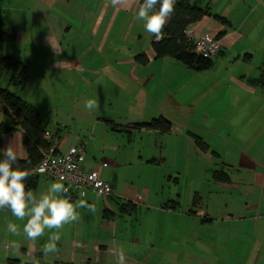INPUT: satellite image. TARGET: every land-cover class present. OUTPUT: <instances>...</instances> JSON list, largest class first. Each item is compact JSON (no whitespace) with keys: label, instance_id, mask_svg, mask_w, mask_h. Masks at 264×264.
Segmentation results:
<instances>
[{"label":"crops","instance_id":"1","mask_svg":"<svg viewBox=\"0 0 264 264\" xmlns=\"http://www.w3.org/2000/svg\"><path fill=\"white\" fill-rule=\"evenodd\" d=\"M196 3L209 7L210 15L189 25L186 33L196 40L204 35L217 37L223 32L217 37L220 49L213 65L202 71L190 69L170 55L156 57L152 35L145 30L144 21L136 18L140 0H119L116 5L112 0H0V26L14 34L12 40L0 39V52L18 56L28 71L29 65L34 64L42 72H72L73 82H38L60 88L64 85V93L50 96L51 91L40 92L46 94L47 101L53 99L49 104L58 97L72 99V109L56 112L53 127L49 128L41 116L46 128L57 136L59 152L65 153L85 142L83 168L96 170L114 189V195L107 200L93 192L81 197L79 192L68 191L73 203L84 199L95 207V213L78 208V222L62 229H45L44 236L35 241L12 238L8 223L16 224L24 236L23 226L28 218L19 220L10 210L0 209V227L8 235L0 240L18 245H4L0 264H7L11 258L37 264H119L121 252L116 247L121 246L126 251L125 264H143L131 252L132 245L140 244V238L124 237L123 231L119 232L123 229L119 216L132 215L138 206L144 208L146 198L137 191L136 184L122 179L119 170L137 159L140 163H154L157 157L166 160L167 153L148 146L147 150L142 146L129 152L124 145L127 141L119 140L118 135L126 134L131 142L133 133L138 131L132 128L135 118L160 115L173 123L171 130L163 133L172 140L168 155L175 160L193 156L204 160L206 165L200 171L214 182V188L233 194L232 202L222 205L209 183L200 191L194 187V195L200 196L201 203L194 207L191 202L186 213L196 219L203 217L207 221L198 225L213 230H208V235L199 233V238H181L180 254L189 260L185 264H264V84L250 83L264 70V0ZM216 16L223 17L228 24ZM139 54L147 56V64L136 62ZM167 73L179 80L159 82L161 78L167 79ZM85 74L112 82H87L90 78ZM31 83L26 82L17 88L21 92L15 93L23 98ZM161 88L164 89L160 91ZM24 98L38 108L36 99ZM88 99H95L99 107L87 110L84 104ZM4 107L0 100V111L10 121L2 122L11 125ZM71 126H75V133L69 130ZM142 131L162 133L139 130ZM190 133L199 136L208 149H199ZM22 136L23 130L17 126L3 136L0 149L10 145L18 158L25 159ZM214 170H222L229 180H216ZM158 176L161 179L163 174ZM50 180L61 182L39 175L31 189L33 194L39 197L47 193ZM207 191L214 195L212 203L206 201ZM122 205H126V210ZM56 232L61 236L58 251L45 256L42 246Z\"/></svg>","mask_w":264,"mask_h":264},{"label":"rangeland","instance_id":"2","mask_svg":"<svg viewBox=\"0 0 264 264\" xmlns=\"http://www.w3.org/2000/svg\"><path fill=\"white\" fill-rule=\"evenodd\" d=\"M0 55L7 54L0 52ZM29 68L27 82L32 83L27 87L25 95L23 93H21V95L36 99L35 101L38 104V111H40L43 120L47 122L48 127L51 128L55 125V121H57L55 116L56 112L60 113L63 110L72 109V99L58 97V100H55L53 104H49L53 99L47 101L45 99L46 94L42 95L40 92L49 93V91H51L52 95L50 96L60 92L64 93V85L60 88V85L51 83L40 84L38 82H73V79L71 78L72 72L56 70L42 72L34 64H30ZM90 75L91 74H85L86 77L90 78L87 82H112L110 79L105 80L104 78H100L101 76H95L94 78ZM165 76L167 79L165 80V78H161L159 82H174L179 80V78L173 79L175 75L171 77L167 73ZM7 80L8 74L6 73L1 77L0 82L2 85H6L5 82H7ZM74 81L79 82L76 79ZM163 89L161 88L160 91ZM13 91L20 93L21 89L18 91L17 88H14ZM32 98H30V100H32ZM49 112L50 117L47 116V113ZM153 117L157 116H142L141 118H135L136 120L134 121H148ZM3 120H6V123L10 122L6 119L4 112L0 111V122ZM252 127H254L253 124ZM69 130L72 133H75V126H71ZM247 132L248 131L245 130L244 135H246ZM168 136L169 135L163 133L147 131L139 132L138 130L133 133L132 141L128 142L126 134L121 135V133H119L118 135L119 140L120 138H124L127 141L124 145L129 152H135L142 146L147 150L148 146L149 149L154 150L157 148L159 151H163V154L167 153L164 156L166 160H161L162 158L157 157V160L154 163L147 162L146 160H144L143 163H140L137 159L128 166L120 167L119 170L122 179L136 184L137 191L141 195L143 194L144 198H146L144 208L138 206L136 212L132 215H125L124 218L119 216V225L123 227L119 232L123 231L124 237L133 236L134 238H140V244H137L136 246L132 245L131 252H135L137 259L139 261L142 260L143 264H185L189 260L186 257H183V254H180V252L183 253V243L180 242L181 238H199V233L208 235V230H213V228L209 227L204 229L198 225L201 224L202 220L203 222L207 221L203 217L202 219H200V217L196 219L186 213V210L191 207V202L194 200L195 186H197V191H200V188L202 187L207 188L204 185L207 183L210 184L209 187L214 188V182L200 171L202 170V165H206V162L202 159H197L194 156L190 159L175 160L174 157L168 155V151L171 150L172 144L171 137ZM84 141H86V139ZM120 148L123 149V146H120ZM262 151H264V149H262ZM209 166L212 167V165ZM160 173L163 174L161 179L158 176ZM50 181L53 182L52 180ZM208 191L206 192V201L212 203L214 195ZM212 191L215 193L217 192L216 195L220 199L222 205L232 202L231 198L233 194H230L226 190L217 191L214 188ZM153 207L154 209L163 210L164 213H156ZM0 216H2V214ZM132 225L134 226L132 227ZM221 234L225 235L224 233ZM12 236V238H26L25 235L21 236L20 233L19 235ZM0 238H8V235L5 234L2 227H0ZM174 238H176V242H173ZM219 238L221 237L219 236ZM5 244L10 245L11 243L0 240V247H2L0 248V252L3 251L2 249H4ZM116 249L120 252H126L122 246L120 248L116 247ZM168 252L174 254H168ZM190 264H195V262H191Z\"/></svg>","mask_w":264,"mask_h":264},{"label":"trees","instance_id":"3","mask_svg":"<svg viewBox=\"0 0 264 264\" xmlns=\"http://www.w3.org/2000/svg\"><path fill=\"white\" fill-rule=\"evenodd\" d=\"M141 3L143 0H140ZM158 7V6H157ZM210 15L209 7H200L196 0H176L174 14L169 19L163 29V39L157 40L152 35L151 46L156 57L170 55L176 60L193 70L209 69L213 63V58L206 57L194 51L192 42L186 35L189 25L201 20L204 16ZM223 24L228 22L220 16H216ZM223 32H219V37ZM14 34L4 30L0 26V39L12 40ZM137 63L145 65L148 58L145 54H139L135 57ZM8 74L6 85L0 82V100L5 104L4 111L11 117L12 124L7 125L0 122V148L3 136L16 129L18 126L23 130L22 142L27 151V157L19 160V166L29 172L30 168L36 165L41 159V152L50 146V143L44 138L46 124L43 123L41 114L34 104L17 95L13 89L25 85L28 79V66L19 58L13 55H0V80L4 74ZM253 85L264 84V70L256 81L250 82ZM172 121L163 115L153 117L148 121L134 122L132 128L134 130L146 129L156 130L162 133L169 132L172 128ZM194 138L195 144L201 150H207V145L199 136L190 133ZM54 137V134H52ZM39 175H30L26 181V191L35 187ZM213 177L218 181H228V175L222 170H214ZM72 196V195H70ZM201 198L194 196V207L200 205ZM7 209V208H4ZM122 209L126 210V205H122ZM194 213V211H193ZM7 264H37L24 261L22 259L11 258L7 260ZM75 264V263H64ZM85 264H91L90 262Z\"/></svg>","mask_w":264,"mask_h":264},{"label":"clouds","instance_id":"4","mask_svg":"<svg viewBox=\"0 0 264 264\" xmlns=\"http://www.w3.org/2000/svg\"><path fill=\"white\" fill-rule=\"evenodd\" d=\"M119 0H112L116 5ZM176 0H143L137 12V19L144 21L145 30L155 36L157 40L163 39V29L168 20L174 14ZM158 6V7H157ZM89 111L99 107L95 99H88L84 104ZM43 171V169H41ZM30 173L19 166L18 157L9 145L0 149V209L7 208L11 215L19 220L27 217L23 232L32 241L44 236L45 229H62L65 225H71L79 221L78 208H87L91 213L96 209L80 199L73 203L67 195L68 189L62 182H52L47 193L39 197L31 190L26 191V181ZM81 197L87 195L80 192ZM7 230L12 235H19L16 224L9 222ZM61 236L56 232L48 237V242L42 246L45 256L58 251L57 242ZM10 247L17 248L12 242ZM119 264H125L123 252L119 255Z\"/></svg>","mask_w":264,"mask_h":264},{"label":"built area","instance_id":"5","mask_svg":"<svg viewBox=\"0 0 264 264\" xmlns=\"http://www.w3.org/2000/svg\"><path fill=\"white\" fill-rule=\"evenodd\" d=\"M186 35L192 42L195 52L210 58L216 57L219 53L220 42L216 36L204 35L194 40L191 33ZM44 138L50 146L41 152L40 161L29 170L30 175H44L59 180L64 183L68 191L93 192L104 200L114 195L111 184L102 179L96 170L89 171L83 168L82 161L86 155L85 142H80L62 153L58 150L56 137L49 130H45Z\"/></svg>","mask_w":264,"mask_h":264}]
</instances>
